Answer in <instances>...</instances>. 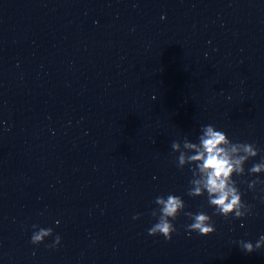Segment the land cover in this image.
Returning a JSON list of instances; mask_svg holds the SVG:
<instances>
[{
    "label": "water",
    "instance_id": "obj_1",
    "mask_svg": "<svg viewBox=\"0 0 264 264\" xmlns=\"http://www.w3.org/2000/svg\"><path fill=\"white\" fill-rule=\"evenodd\" d=\"M0 121V264H264L235 243L264 233L246 183L242 224L147 233L160 194L212 214L173 139L213 123L264 155V0H0Z\"/></svg>",
    "mask_w": 264,
    "mask_h": 264
},
{
    "label": "clouds",
    "instance_id": "obj_2",
    "mask_svg": "<svg viewBox=\"0 0 264 264\" xmlns=\"http://www.w3.org/2000/svg\"><path fill=\"white\" fill-rule=\"evenodd\" d=\"M164 19V15H161ZM4 122L0 121V125ZM171 151L175 153V165L178 169H188L190 177L187 182L186 195L189 197H204L212 214L200 209L195 212L186 210V204L181 195L168 192L154 198L155 207L150 215L155 222L147 228L150 236L160 235L169 240L177 231L173 223L183 214L187 221L184 228L187 232L198 235H208L215 231L212 216L231 217L243 223L244 217L252 214V206L242 199L239 187L246 183L248 190L260 192L261 201H264V155L255 143L232 140L227 133L213 123L201 124L194 139L187 135L180 139H173L170 144ZM259 157L258 159H256ZM252 161L245 169V164ZM245 172L249 180H239ZM259 186V187H258ZM139 213L134 214L136 219ZM59 221H54L58 224ZM52 237L46 247L55 249L61 243V236L55 233L52 227L31 225L30 243L39 245L46 238ZM244 252H252L264 247V233L253 242L240 239L235 242Z\"/></svg>",
    "mask_w": 264,
    "mask_h": 264
}]
</instances>
